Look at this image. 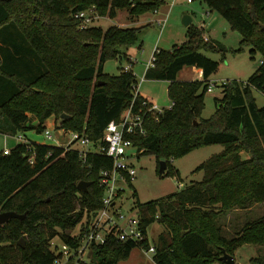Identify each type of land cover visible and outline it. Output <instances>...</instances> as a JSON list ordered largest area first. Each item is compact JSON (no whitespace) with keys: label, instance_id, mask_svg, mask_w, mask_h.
Returning <instances> with one entry per match:
<instances>
[{"label":"trees","instance_id":"1","mask_svg":"<svg viewBox=\"0 0 264 264\" xmlns=\"http://www.w3.org/2000/svg\"><path fill=\"white\" fill-rule=\"evenodd\" d=\"M203 2L241 33L237 52L248 46L253 55L263 56V63L248 81L223 84L216 111L206 119L205 99L219 63L202 53L217 50L206 40L205 29L191 24L182 45L155 50L154 66L145 77L168 81L174 106L159 115L148 113L147 135L132 138L143 151L140 156L154 155L159 168L166 161L169 175L172 160L198 148L223 146L196 169L204 173L201 181L147 203H141L133 190L144 228L155 222L164 226L155 242L156 264H226L220 261L224 252L234 255L246 244L264 246V216L246 222L232 238L218 224L222 214L264 204V107L254 96V91L264 92V0ZM164 4L165 0H0V133L41 134L55 116L58 128L98 141L108 124L119 121L131 105L147 112L145 98L135 95L138 81L132 70L121 69L117 75L104 70L108 60L125 56L123 50L138 42L142 28L82 30L75 14L95 7L100 18L115 19L124 10L137 18L156 13ZM186 67L201 70L202 79L179 80ZM30 115L38 120L36 125ZM30 141L18 143L7 155L0 152V213L26 215L0 225V264H55L61 259L51 248L57 237L77 247L71 232L86 208L102 206L100 172L113 164L110 158L92 154L84 165L77 150ZM33 152L35 166L28 161ZM81 181L92 182L88 192L79 191ZM143 246L149 248L147 242H121L112 234L105 244L92 247L89 263L81 264H120ZM251 264H264V256L252 258Z\"/></svg>","mask_w":264,"mask_h":264},{"label":"rangeland","instance_id":"2","mask_svg":"<svg viewBox=\"0 0 264 264\" xmlns=\"http://www.w3.org/2000/svg\"><path fill=\"white\" fill-rule=\"evenodd\" d=\"M166 0L165 7L162 6L160 12H150L144 14L145 17L136 21V17L130 12L119 11L115 19L109 17L97 19L94 27H101L107 30L111 27L118 28H142L138 42L124 49L125 56L110 59L105 64V72L110 75H117L121 69H126L132 65L131 70L136 75L139 93L160 109H169L173 101L169 97V82L163 80H149L146 76L147 66L153 57L155 50H173L182 45L188 39V27L183 23L187 15L192 17V25L199 28L202 24L206 26L205 36H207L216 46L217 50L202 51L208 58L219 63V68L210 79L212 91L208 92L205 99L204 118H210L216 111L215 99L221 97L223 83L230 81L246 82L253 76L261 65L263 56L259 53L253 55L250 47L246 46L242 52H237L241 46L242 35L234 29L231 24L217 11H212L203 0H195L188 4L186 0ZM173 5V6H172ZM210 15L207 16V13ZM143 16V15H142ZM160 18H166V23H158ZM144 19V20H143ZM180 72L179 80L198 79L199 75L191 71V67ZM95 82H93L94 85ZM254 96L259 107H264V95L260 91H254ZM31 117V124L36 125L38 120ZM46 126L53 128L54 136H59L55 128L60 127V121L55 116L49 118ZM59 129V128H57ZM61 129V128H60ZM25 138L32 139L39 143L48 142L44 133L39 134L37 130H31L24 134ZM61 144L66 145L69 139L60 138ZM18 141L12 136L0 133V152L4 149H13ZM222 145H212L198 148L188 155L171 161L172 173L169 170L164 174L158 173L159 162L154 155H141L133 160V166L137 171L136 178L130 188L127 185L123 195L125 207L124 214L138 215L135 204L133 190L136 191L141 203L166 198L167 196L182 190L184 187L203 179V171L196 169L211 156L222 152ZM243 157H246L243 154ZM264 216V204L255 205L251 209H236L222 214L218 224L223 227L224 235L232 238L236 231L246 222ZM75 229L73 230V232ZM164 231V226L159 222L148 227L151 244L155 245L159 235ZM54 242L61 244L58 238ZM236 263L251 264V259L264 256V246H254L246 244L238 248L234 255ZM87 257V255H86ZM90 261V258L89 260ZM76 264V261H73ZM120 264H156L153 253H146L140 247L133 250L129 259ZM218 264V263H215Z\"/></svg>","mask_w":264,"mask_h":264},{"label":"built area","instance_id":"3","mask_svg":"<svg viewBox=\"0 0 264 264\" xmlns=\"http://www.w3.org/2000/svg\"><path fill=\"white\" fill-rule=\"evenodd\" d=\"M194 1L186 0L188 4ZM176 2L177 0H173L172 4L175 5ZM207 16H209V13H207ZM75 18L80 23L79 28L85 30L94 26L95 21L100 19V16L97 14L95 7H91L88 10L76 13ZM158 23H164L165 25L166 18L159 19ZM200 27L206 29V26L203 24ZM206 40H208L207 36ZM154 60L155 57L153 55L147 69L154 66ZM261 63H263V60H261ZM132 65L126 68V70H131ZM138 88V86L135 87V95L139 93ZM211 91L212 85L210 84L208 92ZM144 106L147 111L145 113L136 111L133 105H131L123 113L119 121L114 120L108 124L103 137L98 141L91 140L85 133L57 129L58 127L55 130L58 131L59 136L55 137L53 128L45 126L43 133L48 142L41 144L64 148L66 151L77 150L84 165L92 154L110 158L113 162L110 168H104L100 172L99 185L105 191L102 206L96 210L86 208L81 222L75 227V231L71 232V238L78 242L77 247L64 244L59 237L57 238L61 244L55 243L54 240L51 242L52 250L56 254L61 255V259H58L55 264H68L71 260L72 262L76 261V264L89 263L90 261L88 260L92 247L105 244L112 234L121 242L135 243L137 245L147 242L149 248L146 249L143 246L141 249L146 253L155 254V245L151 244L148 229L144 228L139 216L129 213L124 214L122 212L125 207V202L122 200L125 189L129 185V182H134L137 175V171L133 166V160L138 159L143 152L142 150H138L132 138L145 137L147 135L145 121L148 113L159 115L167 110L160 109L146 98ZM173 106L174 103H172L169 110ZM12 137L21 144L28 145L31 143L23 134ZM60 138H67L69 140L66 145H62ZM10 152V149H4L3 151L5 155ZM36 156L35 152L29 156L28 161L31 166H35L36 164ZM88 168H91V165Z\"/></svg>","mask_w":264,"mask_h":264},{"label":"water","instance_id":"4","mask_svg":"<svg viewBox=\"0 0 264 264\" xmlns=\"http://www.w3.org/2000/svg\"><path fill=\"white\" fill-rule=\"evenodd\" d=\"M183 23L186 27H189L192 23V17L190 15H187ZM105 83H100L99 85H104ZM66 116L63 115L62 118H65ZM168 168L167 162L166 161H161L160 163V168H159V174L164 175L166 170ZM92 185V182H85L81 181L78 184V189L80 192H88L89 187ZM26 215H19L15 212H3L0 213V225H3L7 223L9 220L13 218H25ZM220 261L225 262L226 264H236V260L233 256L229 255L228 253L224 252V255L220 258Z\"/></svg>","mask_w":264,"mask_h":264},{"label":"crops","instance_id":"5","mask_svg":"<svg viewBox=\"0 0 264 264\" xmlns=\"http://www.w3.org/2000/svg\"><path fill=\"white\" fill-rule=\"evenodd\" d=\"M165 4H166V0H165ZM165 4H164V7H165ZM161 10V9H160ZM160 12V11H159ZM209 13V15H210V12H208ZM143 17H145V15H143V16H140V17H137L136 18V21H139L141 18H143ZM161 19V18H160ZM144 20V19H143ZM186 68H188V67H186ZM190 68V67H189ZM105 69V68H104ZM183 70H186L185 68L183 69ZM182 70V71H183ZM191 71H193V72H196L198 75H199V77H198V79L200 80V79H202V71L201 70H198L196 67H193V68H191ZM194 80H197V79H194ZM183 81H189V80H183ZM144 97V96H143ZM28 139V138H27ZM28 140H32L31 138L30 139H28Z\"/></svg>","mask_w":264,"mask_h":264}]
</instances>
